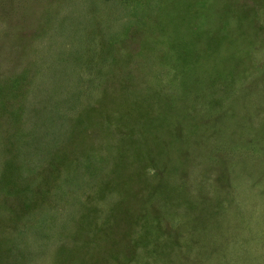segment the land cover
<instances>
[{
    "label": "rangeland",
    "instance_id": "1",
    "mask_svg": "<svg viewBox=\"0 0 264 264\" xmlns=\"http://www.w3.org/2000/svg\"><path fill=\"white\" fill-rule=\"evenodd\" d=\"M0 264H264V0H0Z\"/></svg>",
    "mask_w": 264,
    "mask_h": 264
}]
</instances>
